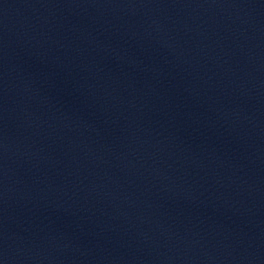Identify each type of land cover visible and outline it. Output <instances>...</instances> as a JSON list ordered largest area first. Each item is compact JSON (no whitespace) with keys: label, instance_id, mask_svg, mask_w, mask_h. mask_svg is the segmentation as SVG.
<instances>
[{"label":"water","instance_id":"obj_1","mask_svg":"<svg viewBox=\"0 0 264 264\" xmlns=\"http://www.w3.org/2000/svg\"><path fill=\"white\" fill-rule=\"evenodd\" d=\"M0 264H264V0H0Z\"/></svg>","mask_w":264,"mask_h":264}]
</instances>
